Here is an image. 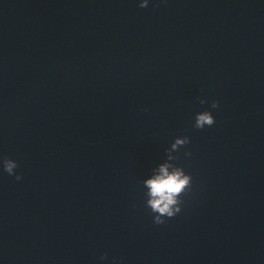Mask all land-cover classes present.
<instances>
[{
	"label": "water",
	"instance_id": "water-1",
	"mask_svg": "<svg viewBox=\"0 0 264 264\" xmlns=\"http://www.w3.org/2000/svg\"><path fill=\"white\" fill-rule=\"evenodd\" d=\"M142 2L0 0V264H264V0Z\"/></svg>",
	"mask_w": 264,
	"mask_h": 264
},
{
	"label": "clouds",
	"instance_id": "clouds-1",
	"mask_svg": "<svg viewBox=\"0 0 264 264\" xmlns=\"http://www.w3.org/2000/svg\"><path fill=\"white\" fill-rule=\"evenodd\" d=\"M141 8L148 7V0H143L139 4ZM201 104L206 103L205 100H200ZM213 109L219 107L218 101H213L211 104ZM215 124L213 115L208 112L198 113L195 117L194 127L203 130L206 126L212 127ZM190 143L188 137L176 138L171 147L167 149L168 159L175 161L178 157L172 155L173 152H179L181 147ZM190 152H186L185 156H190ZM4 171L12 176L15 175L17 181L22 179V176L15 174V169L18 167L17 163L9 158H4L2 161ZM173 167V171L169 173L168 168ZM160 175L155 176L145 182L149 189L146 200V207H148L153 214V223L156 225H163L166 219H172L178 215L182 208L183 200L181 197L191 191L192 177L185 174L183 168L176 165H164L160 168ZM105 259V257H101Z\"/></svg>",
	"mask_w": 264,
	"mask_h": 264
}]
</instances>
